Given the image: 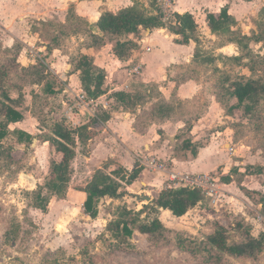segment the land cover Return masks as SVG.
<instances>
[{
	"label": "rangeland",
	"instance_id": "1",
	"mask_svg": "<svg viewBox=\"0 0 264 264\" xmlns=\"http://www.w3.org/2000/svg\"><path fill=\"white\" fill-rule=\"evenodd\" d=\"M58 1L60 4L57 6L55 14L52 6L56 3L53 0H0V33L3 32L1 28H4L6 33L2 36L8 35L5 36L3 42L7 41L12 45L18 43L21 46L18 59L22 55L23 60L26 57L27 61L24 60V62L27 64L36 60L44 61L50 71L55 72L61 81L60 93L55 98L51 95L48 98L50 104H47L46 97L41 95L42 87L28 86L24 89L25 97L22 110L26 117L20 126L32 132L31 143L27 146L26 144L19 145L13 135L7 136L4 140L5 144H13L16 148L17 161L12 166H8L5 161H0V264H50L53 261L60 262V264H212L205 257L193 256L185 248L178 247L175 243L181 237L180 233L183 232L188 238L203 237L213 231L214 222L219 221L224 224L226 216L231 217L230 219L227 218L228 220H232L235 216L243 218L247 224L251 225L254 234L264 231V216L258 203L261 194L264 192L263 176L249 174L250 171H255L256 167L262 166L264 168V100L261 102L262 119L258 121L252 120L241 111H235L234 116L218 121L220 116L212 110L211 119H215L204 127L202 130L204 132L200 133L199 139L195 141L196 146H203L208 143L213 134L216 136L215 130L221 129L222 126L229 128L230 133L227 136L229 139L222 137L225 139L219 140L216 150L217 157L230 165L228 171L223 173L224 164H222L210 173L216 179L220 190L216 205L212 204L209 198L203 196L204 199L200 202L201 208L194 211L190 210L188 214L186 213L187 215L185 214L181 218L154 209L151 205H147L150 201L139 200L136 198V194H129L133 190L137 192L141 189L142 191L147 189V192H143V194L153 198L167 186V183L162 189L142 186L140 181L145 182L150 179V174L147 172L151 173V171L147 170L145 175L137 178L131 186L125 187L126 194L124 196L117 199H100L97 204L96 218H88L84 212L83 204L74 199L77 194L74 189H82L84 184L90 181L91 176L88 174L89 169L84 160L86 148L77 145L76 156L71 164V179L66 196L62 199L52 197L45 212L33 206L31 194L37 187H28L19 175L21 173L33 175L37 179V186L43 185L51 161H56L58 156L48 143H42L35 138L40 132L46 130L43 123L37 121L31 109L38 110L36 113L39 112V116L45 117V119L64 118L66 124L73 126L71 125L73 118L71 114L79 109L81 99L78 97L80 90L77 87L75 90L71 87L67 88L69 83L74 84L76 81L74 77L70 81L68 75L73 72L75 67L74 57L81 51L85 52V42L88 38L86 31L91 28L88 27L87 29L85 21L77 19L72 8L67 11L62 10L65 6L64 0ZM228 5L231 14L237 20L236 30L242 34L252 35L253 31L258 30V25L264 21V0H252L247 3L242 0H229ZM136 6L147 14L161 13L162 21L167 26L175 22L173 16L175 4L165 11H162L155 0H144L138 2ZM195 10L196 15L193 16L198 23L199 43L195 45L194 42H191V48L193 51L198 48L200 60L208 55H215L217 59L212 63L203 64L192 61L191 66L170 65L167 67V69L173 68L178 72L183 70L181 72L185 71L188 74L198 70L203 81L204 89L200 96L204 97V100L198 99L194 104L196 114L191 115L194 109H186L181 101H176L174 105L176 108H174V115H179L185 121L195 119V116L197 118L201 116L200 113L203 114L208 105L207 101L211 97L213 99L215 97L214 100L217 102L218 108L223 110L224 116L225 110L234 100L228 98L226 104L218 102L223 91L219 89L217 81L224 74H229L231 78H237L239 73L246 76L250 75L236 62L222 59V57L238 55L241 51L236 44L226 42L228 38L226 35L210 33L204 15L208 10L207 4L199 3L195 6ZM29 31L38 33L39 37L36 36V42H32L34 37L30 36ZM145 35V30L141 29L137 41L143 39ZM156 36L160 40H164L165 51L168 54L178 52L173 41L177 36L165 31H160ZM156 36L153 35L155 38ZM80 38H84L82 42H79ZM106 41L103 45L105 46L103 52L106 53L104 57L111 58L109 53H113L112 45L108 39ZM156 45L157 43L151 46L155 48ZM47 46L51 47V50L48 51ZM151 46H143V48L145 47L143 50H140L138 46L127 59L122 61L127 63L134 51L137 50L139 53L144 50L147 53V48L152 49ZM110 48L111 50H109ZM250 48L255 54H263L261 44H251ZM9 49L0 48V62L10 56ZM57 57L61 61L55 65L54 62ZM92 58L94 60V57ZM107 62H111V60ZM134 66H140L138 72L132 75V79H134L143 70L142 64L135 59L130 61L128 65L119 68L118 71L120 72L116 76L119 81L113 79V76L108 80L105 77V95L98 99L97 104L93 103V106L98 110L102 109V105L106 106L105 111L101 110L97 113L99 117H102L105 112L120 109H115L113 93L118 90L131 92V87L127 89L125 86V81L129 77L128 70ZM101 68L105 71L104 67ZM260 68L261 72L258 75L263 74L264 76V66ZM107 69L111 71L110 66H107ZM107 74L108 72L105 73L106 76H108ZM32 92H36L40 96V102L35 103L33 108H31ZM150 107L151 105L146 103L136 109L135 119L137 118L136 121L143 126L148 119L146 113ZM28 111L30 112L28 113ZM215 122L218 124L221 122V125L214 127ZM101 126L97 128V132H94V137L98 135ZM146 130L147 127L143 133ZM187 135V132L180 133L178 131L172 140L163 136L162 139L165 141L166 147L173 146L175 151L178 148L182 149L187 140L190 141ZM34 139H36L35 142H33ZM32 144L34 145L32 146ZM223 144L226 145L223 146ZM230 146H234L236 152H230ZM23 151L24 154L20 157L19 155ZM177 154L179 155V153ZM164 160L169 167V160ZM107 163L110 164L111 160ZM137 164L140 163L137 161ZM140 168L143 167L140 166ZM226 175H230L231 179L228 186H223V183H228L224 180ZM223 192L232 195L230 197L233 199L235 210L226 203ZM247 199L250 204L247 203L249 202L246 201ZM72 201L76 203L71 205L69 202ZM68 205L70 207L67 208ZM145 205L144 212L138 215L139 210ZM123 206L133 211L129 218L140 216L141 220L150 221L158 217L170 229L168 242L152 245L147 236L137 231H133L131 236L115 237L107 230V226L109 222L118 219ZM7 234L9 235L7 236ZM221 264H264V250L255 258L224 257Z\"/></svg>",
	"mask_w": 264,
	"mask_h": 264
},
{
	"label": "trees",
	"instance_id": "2",
	"mask_svg": "<svg viewBox=\"0 0 264 264\" xmlns=\"http://www.w3.org/2000/svg\"><path fill=\"white\" fill-rule=\"evenodd\" d=\"M173 16L175 22L167 26L162 21L161 13L158 12L147 14L144 10L136 7L122 8L116 12L104 11L95 24L96 32L92 29L86 31L88 38L85 48L99 49L108 39L114 55L122 61L138 48L139 31L155 28H164L170 34L177 36L173 40L177 44L187 45L193 41L197 45L199 43L198 23L194 16L189 12H174ZM205 21L212 34L226 35L228 37L226 42L236 44L241 51L238 55L226 56L222 59L232 60L250 73L248 76L239 73L237 78H231L229 74L220 77L217 85L223 91V95L219 97L218 102L226 104L228 98L234 100L225 110V114L228 116H234L235 111H241L252 120H261L264 76L258 74L261 72L260 67L264 66V21L258 25V30L253 31L252 35L242 34L236 30L237 21L229 13L227 5L221 7L218 12H207ZM251 44H261L263 54H255L250 48ZM47 49L49 51L51 47L47 46ZM9 51L10 56L0 62V161H5L8 166H12L17 161L16 148L13 144H5V138L13 135L19 145L26 144V146L33 139V136L24 130L10 128L11 124L24 118L22 110L25 97L24 89L28 86L42 87L41 95L46 97L47 104H50L48 98L51 96L55 98L60 93L61 81L50 71L44 61L36 60L27 65L18 62L21 51V46L18 43L13 44ZM77 54L74 57L73 72H78L83 91L90 98L103 95L106 92L105 71L94 63L90 55L81 52ZM199 55L198 48H195L192 61L204 64L212 63L217 59L214 55H208L200 60ZM182 79L185 78L182 77ZM31 98V108H33L35 103L40 102V96L38 93L32 92ZM113 98L115 109L120 108L127 111H135L150 102L152 98H157V101L146 113V117L152 121H166L174 115L175 111L174 103L161 98V92L155 85L146 93L118 90L113 93ZM31 110L37 121L43 123L46 130L40 132L35 138L42 143H48L58 156L56 161H51L49 172L44 178V184L38 185L31 194L33 206L45 212L52 197L62 199L66 196L71 179V164L76 156L77 145L86 148L93 140L94 132H97V128L101 125L100 120L106 121L109 114H104L100 118L93 117L80 126L71 127L66 124L64 118L45 119V117L39 116V112L36 113L38 110L35 108ZM41 110L43 109L41 108ZM134 127L141 133L146 129V126L138 121H135ZM190 127V120L186 121L184 129L189 131ZM197 147L196 144H192L188 140L182 146L183 149H189L192 155L197 154ZM22 154L24 151L19 156L21 157ZM246 170L248 169L246 168ZM141 171L138 164H135L130 172L125 171L122 167H116L110 171H107L106 167L95 170L90 181L80 189L86 193L83 203L85 214L95 219L100 199H117L124 196L126 194L125 187L132 185ZM249 174L263 176L264 185V168L262 166L256 167V170L250 171ZM230 179V175L224 176L226 182H229ZM203 199V195L198 189L165 187L147 205H151L156 210L160 208L168 210L171 215L181 218ZM258 203L261 204V212L264 216V192ZM145 207L146 205L139 210L138 215L144 212ZM131 214L133 211L123 206L118 219L109 222L107 230L115 237L131 236L133 231H137L147 236L152 245L168 242L170 229L158 217L149 221L141 220L140 216L129 218ZM227 218L231 217L226 216L224 224L219 221L214 222L213 231L203 237L188 238L181 232V237L175 244L185 248L193 256L205 257L212 264H221L224 257L235 259L257 257L264 250V231L254 234L251 225L247 224L243 218L238 216L233 217L232 220ZM50 264H60V262L53 261Z\"/></svg>",
	"mask_w": 264,
	"mask_h": 264
},
{
	"label": "crops",
	"instance_id": "3",
	"mask_svg": "<svg viewBox=\"0 0 264 264\" xmlns=\"http://www.w3.org/2000/svg\"><path fill=\"white\" fill-rule=\"evenodd\" d=\"M53 1L56 3L52 6L54 8L53 11L56 14L57 6H59L60 2L58 0H53ZM143 1L144 0H64L65 6L63 7L62 10L67 11L70 8H72V12L77 17V19L85 21V24H87V29L88 27H91L90 29L96 32L95 24L97 23L102 12L104 11L116 12L119 9L128 8V7L137 8L136 5L138 4V2H143ZM199 3L207 4V9H208L207 12H218L220 11L221 7L229 3V0H176L175 12L177 13L189 12L192 15H196L195 6L198 5ZM228 11L231 14L229 5H228ZM204 15L206 17V13ZM1 29L3 32L0 33V48L3 49L10 48L12 46V43H10L11 44L10 45L9 42L7 41L3 42L5 40V36H8V35L2 36L4 33H6L5 32L6 29L4 28ZM160 31H165L168 33V31L164 28L145 30L146 32L145 37L137 41L138 46L140 47L139 49L143 50L145 49V47L151 46L152 44L155 45L156 43L157 45L155 46V48L151 46L152 49L149 48V50H147L148 51L147 53L145 52V50L140 51L141 53H139L138 50L134 51V53L132 54L131 58L127 61V63L124 61H120L113 53H109V56H111V58L104 57V54H106L103 52L105 46L96 50L93 48H88L85 49V52L81 51V53L89 54L90 56L94 57V63L100 68L104 67L105 71L108 72L107 74L108 76H106L107 80L111 76H113V79L114 78L117 79L116 76L120 72L118 70L121 66L128 65V63L130 61H134V59L137 60L138 63L142 64L143 66L142 73L139 76L135 77L134 79H132L133 74L129 75L128 80L125 81V86H127V89H130L131 87L132 90L130 91L132 93L133 92L146 93L150 90V88L153 85H155L161 92V98L172 101L174 105L176 104V101H181L186 106V109H191V110L194 109V112H191L193 113L191 115H194L196 114L194 104L197 102L198 99L201 101L204 100V97L200 96V93H202V90L204 88L202 83L203 81L200 78L198 70L189 72L188 74L185 71L181 72L183 70H179L178 72L173 68L167 69V67H169L170 65L191 66V62L193 60V54L191 53L193 51V48H191V42L193 41H191L187 45H181L175 43L174 47L177 48L178 52L177 53L173 52V54H171L170 52V54H168V52L165 51L166 45H164L163 43L164 40L162 41L156 36V34L157 33L159 34ZM29 34L31 37H34V40H32V42H36L37 41L36 36L39 37L38 33L29 31ZM154 34L156 38L153 37ZM79 36L81 37L82 35ZM83 39L84 38H80L79 42H82ZM6 43L8 45H5ZM143 46L145 47L143 48ZM109 50H111V48ZM24 60L27 61L26 57H24ZM24 60L22 55H20L18 62L20 61L22 65H27V63L24 62ZM108 60H111V62H107ZM59 61H61L60 58L58 57L55 58L54 64L55 65L58 64ZM107 66L111 67V71L107 69ZM53 73L55 74V72ZM55 75L60 80L59 76L57 74ZM68 76L70 81H72L73 77L76 79V81L74 82V84L69 83L68 84L69 86L67 88L71 87L72 89L75 90L77 87L78 90H80L78 92L83 93L84 91L79 82L78 72L69 73ZM182 77H184L185 79L183 80ZM133 80L135 81L133 82ZM117 81L119 80L117 79ZM100 97H102V95L97 98H93V102L89 105L79 106V109L75 111L73 114H71L73 115L71 125L77 127L88 122L91 119V117L93 118L95 116L94 118H100L97 115V113H99V111L101 110L105 111L106 106L102 105L101 106L102 109L99 110L93 106V103L97 104V101ZM214 99L211 97L207 101L208 105L205 111L203 112V114L200 113L201 116H199L198 118L197 116H195V119L190 120L191 127L189 131H187V129H184L186 125V121L183 120L179 115L177 116L174 115L168 120L162 122L154 121V120L152 121L150 119H147L146 122H144L145 126L147 127V130L145 131V133L143 132L141 133L136 131L134 127V123L137 119V118L135 119L137 110L127 111V110L119 109V110H113L107 112L109 114V118L106 121L100 120L102 126L100 127L101 129L97 133L98 135H96L91 141V143H89L86 147V155H84V160L86 162V167L89 169L88 174L91 175L90 179L93 173L95 172V170L103 167H106L107 171L113 170L116 167H122L125 171L130 172L133 166L137 164L139 158L141 157L144 158L148 156H156L157 158L163 161H165L164 159H168L169 168L179 172L212 173L213 171L216 170V168L224 164L222 169H223V173H226L230 165H228L226 161L223 162L221 161L220 158L217 157L216 150L218 149L219 140H224L225 138L222 137L227 138V136L229 135L230 132L228 127L215 130L216 136L215 134H213L207 144L197 147L196 155H192L189 149L178 148L177 150L174 151L173 146L166 147L165 141L162 139L163 136L165 138L172 140L173 136L175 137L176 132L178 131L180 133L187 132L188 134L187 138H190V143L195 144V141L198 140L200 137V133L204 132L202 131L204 127L209 125V123H211V121L215 119V118L211 119L212 110H214L215 114H218L220 116L218 117L219 118L218 121H221L223 118L227 119L229 117L228 115L225 114V112L223 116L222 113L223 110L221 108L220 109L218 108L216 104L217 102H215ZM156 101L157 98H152L151 101L148 102V104L152 105ZM29 112L30 111H28V113ZM107 113L105 112L104 114ZM25 117L26 116L24 114V118L19 122L11 124L10 128L21 129L31 134L32 133L31 131H28L20 126L22 122L25 120ZM218 125H221V122L220 124H218V122L214 123V127ZM225 145L226 144H223V146ZM177 153H179V155ZM109 160H111L110 164L107 163ZM146 172L147 170L142 168L139 177L145 175ZM147 173L150 174V179L145 182L140 181V184L142 186H150L154 189L155 188L162 189L165 187L166 184L165 175L152 173V172L151 173L147 172ZM228 184L229 182L225 184L223 183L222 185L228 186ZM85 186L86 184H84V187ZM74 191L77 192V194L74 196V199L78 203L83 204L86 199V193L82 190L74 189ZM137 192L133 190V192H130L129 194H133V195L143 194V192H147V189L143 191L141 189L140 191ZM224 196L226 203L230 205L232 209L235 210L234 202H232L233 199H231L230 197L232 195L223 192V197ZM246 201L249 200L247 199ZM69 203L73 205L76 202L72 201ZM247 203L250 204V201ZM200 205L201 203L197 204L193 209H191V211L201 208ZM68 207H70V205H68L67 208ZM259 207H261V204H259ZM77 209H79V207H77ZM227 209L230 210L229 207H227ZM159 211H161L162 213H170L168 210L161 208L159 209ZM188 213L189 211L187 212V214Z\"/></svg>",
	"mask_w": 264,
	"mask_h": 264
},
{
	"label": "built area",
	"instance_id": "4",
	"mask_svg": "<svg viewBox=\"0 0 264 264\" xmlns=\"http://www.w3.org/2000/svg\"><path fill=\"white\" fill-rule=\"evenodd\" d=\"M160 6L162 11L169 8L175 4L176 0H155ZM149 50V48H147ZM140 66H134V68L128 70V75H132L138 72ZM127 87V86H126ZM81 99L80 106L89 105L93 102V98H90L85 92L80 93L78 96ZM230 152H235L234 146L229 147ZM139 165L144 169L151 171L152 173H157L165 175L166 177V188L176 189V188H188V189H198L203 196L210 199V202L214 205L220 196V190L217 186L216 179L210 173H187L179 172L170 169L166 162L157 158L156 156H148L138 159Z\"/></svg>",
	"mask_w": 264,
	"mask_h": 264
},
{
	"label": "water",
	"instance_id": "5",
	"mask_svg": "<svg viewBox=\"0 0 264 264\" xmlns=\"http://www.w3.org/2000/svg\"><path fill=\"white\" fill-rule=\"evenodd\" d=\"M36 139H34L33 142H35ZM34 144H32L33 146ZM19 177L21 178V180H23V182L31 188H36L37 187V179L33 176V175H29L26 173H21L19 175ZM136 198L139 200H146V201H151V197L147 196L145 194H136ZM88 218H90L89 216H87Z\"/></svg>",
	"mask_w": 264,
	"mask_h": 264
}]
</instances>
